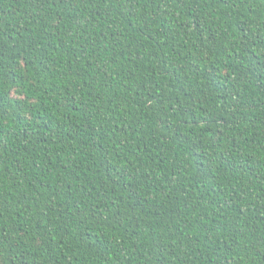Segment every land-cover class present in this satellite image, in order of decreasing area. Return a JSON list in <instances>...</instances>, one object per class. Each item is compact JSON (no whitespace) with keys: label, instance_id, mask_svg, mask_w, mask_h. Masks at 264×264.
<instances>
[{"label":"trees","instance_id":"1","mask_svg":"<svg viewBox=\"0 0 264 264\" xmlns=\"http://www.w3.org/2000/svg\"><path fill=\"white\" fill-rule=\"evenodd\" d=\"M0 264H264V0H0Z\"/></svg>","mask_w":264,"mask_h":264}]
</instances>
